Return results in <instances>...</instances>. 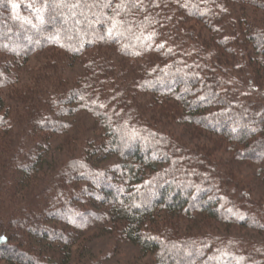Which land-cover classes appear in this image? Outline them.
I'll return each mask as SVG.
<instances>
[{"label": "trees", "instance_id": "16d2710c", "mask_svg": "<svg viewBox=\"0 0 264 264\" xmlns=\"http://www.w3.org/2000/svg\"><path fill=\"white\" fill-rule=\"evenodd\" d=\"M48 50L85 73L70 89L55 77L26 90L28 124L0 95V148L14 133L17 149L0 169V194H20L45 170L50 140L73 131L75 116L100 132L82 126L81 157L54 168L36 196L0 202V264L66 262L92 219L155 264H264V205L248 189L264 184V0H0V91ZM162 112L173 130L203 132L210 151L155 129ZM234 162L258 168L230 175ZM200 218L263 238L189 234Z\"/></svg>", "mask_w": 264, "mask_h": 264}, {"label": "rangeland", "instance_id": "374dc122", "mask_svg": "<svg viewBox=\"0 0 264 264\" xmlns=\"http://www.w3.org/2000/svg\"><path fill=\"white\" fill-rule=\"evenodd\" d=\"M197 24L196 31L203 32V34L209 35L210 32L203 25ZM67 56L60 52L46 51L42 53H37L33 55L28 62L19 71L21 75L19 81L12 88L6 90H1L0 95L5 97L8 103H11L14 108H18L19 116L15 118L13 115V121H16L18 125L22 122L28 124L31 118L29 116L28 110H24V106L21 105L29 104L30 99L25 97L26 90H34L40 84L48 87L49 81L58 78L63 89H70L76 85L78 79L84 75L85 68L82 63H69L66 62ZM63 63V64H61ZM72 64V65H71ZM26 98V99H25ZM150 96L146 95V99ZM145 99V98H144ZM23 100V101H22ZM21 101V102H19ZM162 114H157L156 117L152 118L153 122L158 124L155 129L162 131L164 135L172 136L175 140L180 143V146L184 148L193 149L194 152L203 153L209 152V144L199 137L204 134L194 128H178L173 130L170 126L169 120L164 117V112ZM165 119V120H164ZM73 120V121H72ZM71 121L73 122L75 129L69 132L67 135H62L58 137H53L52 150L47 153L45 158L44 168L45 170L33 175L24 184L22 192L20 194H13L12 191L1 193L0 202L6 207L11 204L14 206L18 203H25L28 199L36 196L39 191H41L45 186V179L49 173L54 172V168L58 165L68 163L69 160L79 158V152H81L83 145L81 144L82 134L85 133L82 126H88L92 128V132H86L87 136L97 135L99 129L95 127V121L91 116L87 114L80 113L75 116ZM167 120V121H166ZM79 128L82 130L79 131ZM48 135V134H46ZM15 134L12 133L4 138L2 141L5 146L0 148V169L2 165H8V161L12 158L16 152V141ZM204 136V135H202ZM205 139V138H204ZM213 139V138H212ZM206 145V147H204ZM16 149V150H15ZM13 153V154H12ZM211 154V153H210ZM209 154V155H210ZM79 156V157H78ZM214 157V156H213ZM213 159H219L218 156ZM12 161V159H11ZM7 162V163H5ZM117 158L112 157L108 161L104 162L101 166L102 168L113 167L117 163ZM9 164H11L9 162ZM257 166L248 162H234L225 168L226 172L230 175L239 176L242 178H248L251 174H255L257 171ZM53 170V171H52ZM251 195L256 199L257 203L264 205V184L257 180L252 182L248 187ZM84 207V206H83ZM180 219V218H179ZM183 220V219H182ZM176 222L178 227V233L180 236L187 234L186 228L188 224L185 221ZM182 222V223H181ZM181 223V224H180ZM104 222H98L92 219L91 222L85 227L86 231L80 232L78 238L76 239L73 248L71 249V255L68 257L66 262L60 261L59 264H155L154 256L144 255L139 247L122 240L115 231H108L105 227ZM189 234L204 236V235H218L223 237H237L239 239H252L260 240L263 238L262 235H258L257 232L251 228L241 227L236 225H224L218 223L214 220H204L199 219L190 228Z\"/></svg>", "mask_w": 264, "mask_h": 264}, {"label": "snow or ice", "instance_id": "6c2138e0", "mask_svg": "<svg viewBox=\"0 0 264 264\" xmlns=\"http://www.w3.org/2000/svg\"><path fill=\"white\" fill-rule=\"evenodd\" d=\"M0 239H3V238H0Z\"/></svg>", "mask_w": 264, "mask_h": 264}]
</instances>
